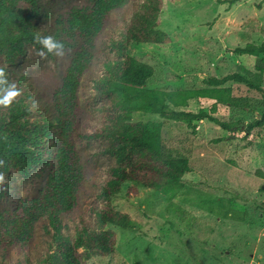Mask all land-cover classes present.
I'll use <instances>...</instances> for the list:
<instances>
[{
	"label": "trees",
	"instance_id": "trees-1",
	"mask_svg": "<svg viewBox=\"0 0 264 264\" xmlns=\"http://www.w3.org/2000/svg\"><path fill=\"white\" fill-rule=\"evenodd\" d=\"M177 1L137 0L131 8V0H83L53 15L43 11L42 0H0V264H86L93 257H110L116 235L106 227L127 230L134 225L130 215L111 203L125 183L170 199L179 194L181 180L190 172L188 158L164 144L160 123L133 122L134 113L183 123L192 132L197 123L208 121L234 136L240 130L237 123L213 116L218 105L249 107L228 83L255 91L264 107V88L238 73L210 76L198 89L148 87L153 70L130 56V46L168 44L169 36L159 29L161 16ZM126 5L128 20L121 13ZM117 14L124 23L114 29L110 17ZM103 36L111 56L100 50ZM233 52L259 57L264 45L247 44ZM31 54L46 56L58 74L50 75L49 82L32 78L22 70ZM84 83L99 101L94 110L103 121L91 133H79ZM198 99L214 101L209 112L188 109ZM263 128L264 110L245 130ZM76 138L97 142V155L113 163L105 178L91 182L101 205H91L86 216L81 197L91 180L90 168ZM13 173L35 175L38 184L30 198L11 196ZM38 229L45 235L42 252L36 246Z\"/></svg>",
	"mask_w": 264,
	"mask_h": 264
},
{
	"label": "rangeland",
	"instance_id": "rangeland-1",
	"mask_svg": "<svg viewBox=\"0 0 264 264\" xmlns=\"http://www.w3.org/2000/svg\"><path fill=\"white\" fill-rule=\"evenodd\" d=\"M82 1L42 0L41 5L44 12L54 15ZM136 1L131 0L128 5L132 8ZM219 1L178 0L168 4L159 29L169 36L170 42L130 46V56L153 70L148 81L150 89H198L210 76L233 73L264 88V55L252 57L233 52L247 44L264 45V0H240L231 6ZM128 5L121 12L126 20L130 17ZM110 20L114 29L124 23L119 14ZM100 41V50L111 56L105 37ZM22 70L47 82L50 75L58 74L51 61L40 54L29 55ZM226 86L234 96L249 103L244 110L217 106L213 116L240 127L234 136L208 121L197 123L192 132L183 123L134 113L133 122L161 124L164 144L186 155L190 172L183 176L182 189L173 199L125 183L111 203L116 211L130 215L134 225L127 230L106 227L116 235L114 253L106 258L93 257L86 264H264V128L262 132L245 130L247 124L260 118L264 107L261 96L245 85ZM79 97V133H91L103 122L94 110L99 101L85 83ZM213 103L198 99L191 101L188 109L209 112ZM75 142L90 168L91 180L81 197L86 216L91 205H101L94 198L97 188L91 182L97 184L105 178L113 163L97 155V142L80 138ZM34 176L13 173L8 180L11 196L30 198L34 184H38ZM43 238L45 235L38 229V252H42Z\"/></svg>",
	"mask_w": 264,
	"mask_h": 264
},
{
	"label": "crops",
	"instance_id": "crops-1",
	"mask_svg": "<svg viewBox=\"0 0 264 264\" xmlns=\"http://www.w3.org/2000/svg\"><path fill=\"white\" fill-rule=\"evenodd\" d=\"M221 1H223V0H221Z\"/></svg>",
	"mask_w": 264,
	"mask_h": 264
}]
</instances>
